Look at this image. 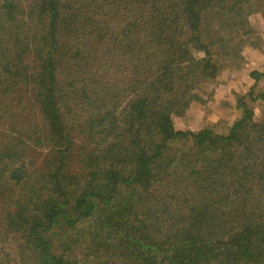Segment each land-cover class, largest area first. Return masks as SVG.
<instances>
[{
	"label": "trees",
	"instance_id": "1",
	"mask_svg": "<svg viewBox=\"0 0 264 264\" xmlns=\"http://www.w3.org/2000/svg\"><path fill=\"white\" fill-rule=\"evenodd\" d=\"M263 2L0 0V264H264V68L174 120Z\"/></svg>",
	"mask_w": 264,
	"mask_h": 264
},
{
	"label": "rangeland",
	"instance_id": "2",
	"mask_svg": "<svg viewBox=\"0 0 264 264\" xmlns=\"http://www.w3.org/2000/svg\"><path fill=\"white\" fill-rule=\"evenodd\" d=\"M264 9V2L262 3ZM248 19L257 28L254 45H242V62L238 66L227 64L220 68L213 79H209L195 91L193 101L186 108L185 113L175 117V125L179 128L197 130L199 128H212L217 132L227 133L233 120L238 116L240 108L237 107V97L244 92L252 78L249 73L252 69L264 68V13L262 11L251 14ZM264 77L254 91L264 89ZM260 101L248 102L259 115ZM76 255V252L73 253Z\"/></svg>",
	"mask_w": 264,
	"mask_h": 264
}]
</instances>
